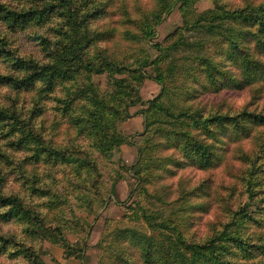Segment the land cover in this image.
<instances>
[{
	"label": "trees",
	"instance_id": "1",
	"mask_svg": "<svg viewBox=\"0 0 264 264\" xmlns=\"http://www.w3.org/2000/svg\"><path fill=\"white\" fill-rule=\"evenodd\" d=\"M198 1L0 0V264H45L39 240L84 264L83 247L65 235L78 225L68 212L81 200L91 213L113 192V184L103 191L94 152L132 144L119 122L136 105L143 106L139 192L171 213H194L206 203L182 208L178 200L201 191L220 215L207 235L195 237L188 227L197 215L164 218L140 201L127 205L148 231L120 229L114 263L264 264V0H211L200 12ZM175 8L181 25L149 44ZM148 67L160 91L144 101L138 83ZM98 75H105V89ZM232 92L248 98L236 106L226 98ZM60 124L73 136L55 143L46 131L57 134ZM223 151L243 164L238 182L205 179L176 201L167 199L168 186L158 194L157 184L148 187L177 168L219 167ZM61 171L66 184L50 175ZM82 227L87 233L90 225Z\"/></svg>",
	"mask_w": 264,
	"mask_h": 264
},
{
	"label": "rangeland",
	"instance_id": "2",
	"mask_svg": "<svg viewBox=\"0 0 264 264\" xmlns=\"http://www.w3.org/2000/svg\"><path fill=\"white\" fill-rule=\"evenodd\" d=\"M211 0H200L194 4L196 11L200 12L211 7ZM181 25V13L177 8L166 16L164 21L157 27V33L149 44L155 42H161L165 36L176 30ZM125 44V43H124ZM123 43L117 45V47L123 48ZM148 44V45H149ZM147 47V44H146ZM124 50V49H123ZM150 55H154L156 52L154 49H149ZM155 72L151 67L145 69L143 76L139 78L138 90L144 101L151 99L157 95L160 91L159 84L154 80ZM94 80L97 82L101 89L106 87L105 75L94 76ZM228 95V94H227ZM226 98L236 106L242 105L248 98V93L244 94L239 92H232ZM260 99L264 102V88L259 93ZM49 109L51 104L47 106ZM142 105H136L129 110L133 115L124 121L119 122V128L121 131L131 137L132 144H122L118 149L111 150L109 153L103 151L94 152V158L96 159L97 166L100 173L101 185L103 191L109 192L111 184L114 185L112 193L106 197V202L102 208L96 203L93 204L91 213H88L84 208L81 200L74 202L70 208L69 214L76 216L78 225L70 224L71 230L65 231L67 238L76 245L77 248L83 247L84 251V264H115L113 257L117 253L120 245L114 243V236L120 230L124 228H130L147 232V227L143 220H136L133 212L129 211L125 207L131 205L132 208L136 207L137 201H140V205L147 207L149 210L156 211L165 217H184L188 215H197L200 218H196V221L188 227V232H191L195 237H203L207 235L218 221L219 212L214 207L216 203L209 201L201 191L187 195L182 199L179 197L182 190H189L199 185L202 180H212V183L218 181L226 183L238 182V175L243 167V164L236 161L234 154L228 151H223L219 154L221 157V164L219 167H215L212 170H200L196 167H181L173 171L172 175L164 177L161 181H156L154 185L148 186L149 189L157 184V188L153 191L158 194L163 192V186H168L167 199L177 200L180 202L179 206L184 208L188 205H198L199 203H206V211L187 212L183 210L177 213H171L170 210L173 207L168 208L165 203H162L156 196L149 197L143 192H139L136 184V178L134 177L135 168L134 165L137 161V147L141 144L142 136L139 133L143 129V117L138 111L142 108ZM52 116H50V123ZM49 123V124H50ZM65 126L59 125L57 134H52L53 130L47 129L46 134L53 136L55 143L66 142L68 137H72L73 134L64 130ZM244 147H248V143L244 144ZM233 145L229 146V149ZM227 150V148L225 149ZM172 156L174 151L170 150ZM162 154V151L159 153ZM233 154V155H232ZM18 155H21L18 154ZM176 159L182 160L181 155L176 153ZM147 163V162H146ZM45 166H37V173H44ZM147 167V166H146ZM63 169V167H61ZM150 170V168H149ZM156 173L157 168L151 170ZM61 174V175H60ZM53 179L60 180L62 184H66L68 175L60 173H51ZM60 175V176H59ZM148 176L150 173L147 174ZM61 178V179H60ZM156 180V177H154ZM14 179L12 178L11 181ZM47 184H52V179L44 180ZM186 183L185 185L183 183ZM209 183V191L214 190V185ZM19 188V187H17ZM186 201L185 204L183 202ZM38 202L40 200L38 199ZM123 203V204H122ZM78 205V208L77 206ZM177 206V205H176ZM208 206V207H207ZM86 209V208H85ZM87 210V209H86ZM175 211V209L173 210ZM172 211V212H173ZM171 213V214H170ZM170 214V215H169ZM184 215V216H183ZM194 218V217H193ZM90 225L88 232L79 230L80 225H83L81 229H85L86 225ZM11 227V226H7ZM77 230H75V229ZM77 231V232H73ZM158 241L161 240V235L156 236ZM36 247L41 252V258L45 264H79L78 260L74 257H67L64 254L63 248L52 244L46 240H39L34 242ZM5 264H10L8 259L4 260ZM20 263V260H16ZM124 264V263H123Z\"/></svg>",
	"mask_w": 264,
	"mask_h": 264
}]
</instances>
